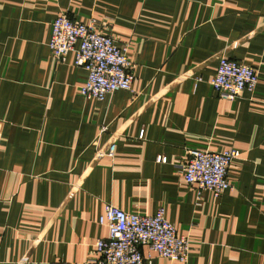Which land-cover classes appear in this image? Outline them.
Instances as JSON below:
<instances>
[{"label": "crops", "instance_id": "obj_1", "mask_svg": "<svg viewBox=\"0 0 264 264\" xmlns=\"http://www.w3.org/2000/svg\"><path fill=\"white\" fill-rule=\"evenodd\" d=\"M63 14L127 46L132 90L81 96L87 71L48 46ZM222 57L254 93L214 92ZM231 149L233 191L184 181L190 150ZM107 204L164 208L190 240L187 263L146 264H264V0H0V264H92Z\"/></svg>", "mask_w": 264, "mask_h": 264}, {"label": "built area", "instance_id": "obj_2", "mask_svg": "<svg viewBox=\"0 0 264 264\" xmlns=\"http://www.w3.org/2000/svg\"><path fill=\"white\" fill-rule=\"evenodd\" d=\"M48 46L58 60L75 53V65L88 73L87 82L80 89L83 98L104 102L119 90H132L135 75L127 46H119L113 37L102 34L96 20L78 23L67 14L57 17ZM259 82L256 69L222 57L211 86L216 94L237 99L246 92L254 93ZM114 151L112 144L107 156L113 157ZM240 157L235 149L190 150L182 167L184 181L198 192L209 191L218 198L234 190L228 173ZM158 161L166 162V158L158 157ZM99 224L107 227L108 234L96 242L92 264H146L148 257L143 255V247L172 262L187 263L189 259L191 242L178 235L175 226L166 220L164 208L153 216H144L107 204Z\"/></svg>", "mask_w": 264, "mask_h": 264}]
</instances>
